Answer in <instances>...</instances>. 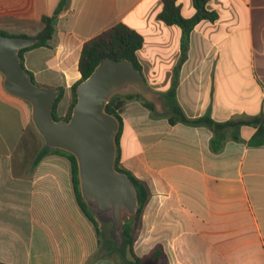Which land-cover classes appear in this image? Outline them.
I'll use <instances>...</instances> for the list:
<instances>
[{"label":"crops","instance_id":"1","mask_svg":"<svg viewBox=\"0 0 264 264\" xmlns=\"http://www.w3.org/2000/svg\"><path fill=\"white\" fill-rule=\"evenodd\" d=\"M178 4L184 17L195 14L192 0ZM162 8L163 0H0V32L35 37L42 19L56 16L49 46L24 51L22 63L36 84L63 88L58 117L81 78L83 45L117 24L143 37L147 84L164 96L175 88L187 117L264 115V0H208L218 19L194 28L183 62L182 31L158 20ZM30 118L0 75V264H88L99 240L78 206L70 162L49 155L35 165L44 145L37 150ZM121 118L120 165L150 194L136 256L159 250L166 262L149 264H264V145L249 144L257 127L242 126L239 141L229 134L214 152L208 127L172 125L137 99L127 100Z\"/></svg>","mask_w":264,"mask_h":264},{"label":"water","instance_id":"2","mask_svg":"<svg viewBox=\"0 0 264 264\" xmlns=\"http://www.w3.org/2000/svg\"><path fill=\"white\" fill-rule=\"evenodd\" d=\"M38 43L35 37L0 34V75L5 92L27 103L31 122L48 150L75 157L79 189L85 205L112 226L114 246L122 249L124 226L134 220L139 200L126 173L116 167L118 119L106 111L115 96L139 95L157 115L171 111L166 98L153 90L141 71L127 59L104 58L76 88L77 102L69 120H56L53 108L60 90L38 85L25 70L20 51Z\"/></svg>","mask_w":264,"mask_h":264},{"label":"trees","instance_id":"3","mask_svg":"<svg viewBox=\"0 0 264 264\" xmlns=\"http://www.w3.org/2000/svg\"><path fill=\"white\" fill-rule=\"evenodd\" d=\"M192 1L195 9V14L190 18H186L182 15L181 7L178 4V0H163L162 11L158 14V20L163 22L165 25L177 26L182 31L181 42H180L181 62H183L187 57V51L190 44V35L194 30V28L202 21H208L213 23L218 19V14L216 12L209 11L207 9L208 0H192ZM58 12H56V14ZM55 17L56 16H53L51 18L44 17L42 19V22L44 24L43 29L39 34L35 36V38L38 39V43L32 47L21 50L20 51L21 60H22V53L24 51L37 47L49 46V42L54 34ZM0 34L9 36L3 32H0ZM143 43H144L143 37L139 33L128 28L124 24H117L111 29L103 32L102 34L98 35L92 40L86 42L82 47L79 64H78V70L81 74V78L71 88L72 101L69 106L68 112L64 117H58L57 115V106L63 97V88H55L60 90V96L57 98L54 104V108H53L54 118L56 120L70 119L73 107L77 102V94H76L77 86L91 75V73L94 71V69L102 59L109 58L117 61L124 58L131 61L134 64L135 68L142 72V67L138 60V52L142 49ZM28 73L32 77V74L30 72ZM32 80L34 81L33 77ZM165 98L167 101V105L171 108V111L165 114V116L168 118L169 123L172 125L177 123H182L190 126L208 127L213 133V138L211 140V148L214 152H218L223 149L224 143L228 139L229 134L231 135L232 139L239 141L238 138L239 130L242 126L257 127L256 133L249 141V144L251 146L264 145V115L248 118L244 120H230L226 122H216L209 115H205L199 118H189L186 116L180 105L177 103L175 88H172L170 91H168L165 94ZM129 99L139 100L144 105V107H146L150 112L156 114L154 112L153 105L146 102L139 95L127 96V97L115 96L106 107V111L109 114L114 115L119 121V132L116 140L118 151H117L115 167L119 172L126 173L129 176L130 180L132 181V183L136 188L138 200H139V208L134 220L129 221L124 226L122 233L123 236L122 249L116 248L111 238H105L101 229L99 228L100 221L85 205L79 189L77 161L73 155L68 154L61 150H57V149L48 150L45 147H43L42 150L37 154L34 162L35 165H37L44 157L49 155H60L67 158L68 161L70 162L72 184L78 206L80 207L81 211L84 213L86 218L90 221V223L94 226L96 230L99 240L98 252L102 251L101 245H103V249L105 251V254L98 255L97 253L93 255L92 258L88 261V264H91L92 262L96 261V259L98 258H107L115 261L112 258L114 253H118L119 257L123 261L119 264H144V262L149 259L153 261H162L164 263L166 262L163 251L155 250L145 258H139L136 256L133 250L136 235L141 227L142 215L144 213L145 206L149 200L150 194L146 183L135 178L129 171L124 169L119 162V139L123 126L121 113L127 100ZM127 249L133 258V260H131L130 262H127L124 258V254Z\"/></svg>","mask_w":264,"mask_h":264},{"label":"rangeland","instance_id":"4","mask_svg":"<svg viewBox=\"0 0 264 264\" xmlns=\"http://www.w3.org/2000/svg\"><path fill=\"white\" fill-rule=\"evenodd\" d=\"M27 104V103H26ZM28 105V104H27ZM28 108H29V110H30V114H31V109H30V106L28 105ZM31 117V116H30ZM30 120H31V118H30ZM30 128H31V134H34L35 135V137H34V139H35V145H36V148H37V150H40L42 147H43V145H44V143H43V140H42V138L40 137V135L36 132V130H35V128H34V126H33V124H32V122L30 121ZM99 228L101 229V231H102V233H103V235L105 236V238H111L112 239V237H111V231H112V226L110 225V224H105V223H102V222H100V224H99ZM113 240V239H112ZM101 248H102V251L101 252H96V254L98 253V255L100 254V255H102V254H105V251H104V249H103V245H101ZM112 258L116 261V262H118V263H121V262H123L122 260H121V258L119 257V254L118 253H114V255L112 256ZM124 258H125V260L127 261V262H130L131 260H133V258H132V256H131V254L129 253V251H128V249L126 250V252H125V254H124ZM144 264H149V262L148 261H145L144 262Z\"/></svg>","mask_w":264,"mask_h":264},{"label":"bare ground","instance_id":"5","mask_svg":"<svg viewBox=\"0 0 264 264\" xmlns=\"http://www.w3.org/2000/svg\"><path fill=\"white\" fill-rule=\"evenodd\" d=\"M151 240V239H150ZM149 241V240H148Z\"/></svg>","mask_w":264,"mask_h":264}]
</instances>
